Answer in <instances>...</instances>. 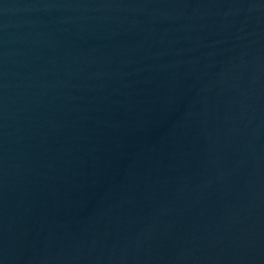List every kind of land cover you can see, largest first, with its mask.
Wrapping results in <instances>:
<instances>
[{
	"label": "water",
	"instance_id": "95a60500",
	"mask_svg": "<svg viewBox=\"0 0 264 264\" xmlns=\"http://www.w3.org/2000/svg\"><path fill=\"white\" fill-rule=\"evenodd\" d=\"M0 264H264V0H0Z\"/></svg>",
	"mask_w": 264,
	"mask_h": 264
}]
</instances>
